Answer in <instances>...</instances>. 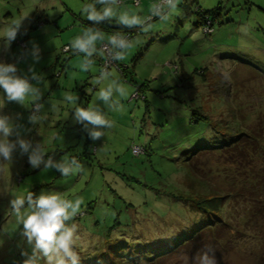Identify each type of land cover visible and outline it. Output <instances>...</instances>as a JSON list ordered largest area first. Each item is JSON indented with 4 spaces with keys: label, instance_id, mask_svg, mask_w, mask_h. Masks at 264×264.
I'll list each match as a JSON object with an SVG mask.
<instances>
[{
    "label": "rangeland",
    "instance_id": "374dc122",
    "mask_svg": "<svg viewBox=\"0 0 264 264\" xmlns=\"http://www.w3.org/2000/svg\"><path fill=\"white\" fill-rule=\"evenodd\" d=\"M123 1L117 15L128 9L142 17L151 14V0L139 7L134 0ZM93 2L0 0V62L16 64L21 76H30L34 67L43 80L31 83L40 88L44 105L33 126L31 99L25 105L8 102L0 90V115L21 125L25 139L42 143L45 160L75 157L83 165V171L63 177L43 165L32 168L19 151L12 162L0 164V264H23L22 252H31L10 200L53 192L83 199L69 222L76 226L79 264L103 259L109 243L174 244L184 237L186 243L159 264H194L206 246L216 264H264V0H179L167 22L157 18L148 31L135 28L133 46L119 61L129 67L127 77L115 67L110 71L126 87L119 111L98 99L108 81L94 83L101 69L97 55L85 72L79 67L83 54L63 51L91 26L82 8ZM219 4L214 31L205 34L196 7L210 10ZM12 25L20 30L6 47L5 29ZM110 37L105 34L97 48ZM34 46L39 63L30 54ZM136 92L139 98L133 97ZM89 105L99 106L114 122L95 141L73 119L75 107ZM239 137L250 142L245 152L223 150L226 140ZM133 145L146 152L135 156ZM194 201L204 212L193 208ZM206 212L219 224L215 232L201 230L208 223Z\"/></svg>",
    "mask_w": 264,
    "mask_h": 264
},
{
    "label": "clouds",
    "instance_id": "9594fccd",
    "mask_svg": "<svg viewBox=\"0 0 264 264\" xmlns=\"http://www.w3.org/2000/svg\"><path fill=\"white\" fill-rule=\"evenodd\" d=\"M121 0H94L86 3L82 8V14L92 26L86 27L81 35L76 36L71 42V49L77 55L83 54V60L79 67L82 71H89L94 67L96 55H107L109 62L122 61L128 49L133 43L126 36L113 34L101 48H97L98 42H103L105 34L95 25L110 21L114 17L116 22L125 28H137L142 31L151 29L152 19L158 18L161 22H167L170 15L176 11L179 0H155L151 5L150 15L142 17L131 9L121 11L118 15L116 9ZM96 4L103 7L97 9ZM20 27L12 25L5 29V46L10 47L17 38ZM31 56L36 63L40 60L38 46L31 50ZM19 70L14 63L0 62V90L6 94L8 102H16L25 105L27 99H31L33 107L29 116V123L35 126L39 120V113L44 105L40 103L42 93L37 84L43 77L29 68L31 75H19ZM108 81L106 87L98 90V99L109 110L119 111L122 104L119 98L127 95L126 87L120 81L112 78V73L105 67L101 70L94 83L97 85ZM114 97H118L114 99ZM72 101V96H66ZM73 112L74 122L83 126L89 137L95 141L105 136L106 132L113 128L114 122L107 118L99 106L89 105L87 108L78 106ZM21 125H15L11 118L0 115V164L12 162L13 155L19 151L21 155L28 156V163L32 168L44 166L45 170L55 169L63 177H67L83 171V165L77 158L63 157L56 161L52 157L45 160L46 152L42 143H33L25 139L21 132ZM103 129H107L104 131ZM15 137L14 140L10 139ZM34 193L26 197H13L10 200V211L15 216L16 222L22 225L21 237L26 241L31 252L24 251L23 264H79V256L74 251V239L76 235L75 224L70 221L79 213L82 198L75 200L65 199L61 193H42L34 198ZM194 264H216L215 254L210 247H205L193 258Z\"/></svg>",
    "mask_w": 264,
    "mask_h": 264
},
{
    "label": "trees",
    "instance_id": "16d2710c",
    "mask_svg": "<svg viewBox=\"0 0 264 264\" xmlns=\"http://www.w3.org/2000/svg\"><path fill=\"white\" fill-rule=\"evenodd\" d=\"M221 10H222L221 4H219L218 6L210 10H204L201 7L197 6L195 10V13L198 16L197 25L201 26L202 28L203 25H205L207 22H210L211 25L215 26V23H217L221 15ZM113 22H116V21L112 19L110 21H105L99 25H95V27L99 28L102 32H108V33H111L112 30H117L119 32H122V35L129 34V32L131 33V31H134V28H125L120 24H113ZM88 24L92 26L90 21L88 22ZM133 35L134 34H132V37ZM67 46L70 47L69 51H71L72 50L71 46L70 45H67ZM103 59H104V55H103ZM116 63H117V67L122 66V64H120L119 61H116ZM100 72H101V69H100ZM128 72H129V67H126V69L123 68V76L125 78L127 77ZM242 142H244L243 145H241ZM248 143H250L248 140L242 141L240 137L233 141L226 140V142L223 143L224 145L223 150L229 149L230 151H232V150H235L236 148H239L240 150L242 149L243 152H245L246 144ZM145 152H146V149L144 148L143 153ZM135 156H139V155H135ZM197 204L198 202L196 203L194 201L193 204L191 205H193V208L197 212H200V213L204 212L203 209L198 208ZM202 216L203 218H205L203 219V221L208 222V223H204L202 226L203 228L201 230H203V232H215L219 224L215 223L213 219L211 220L210 218L211 215L208 214L207 212L203 214ZM215 218L220 219V221H222L223 219L222 217H219L217 214H215ZM224 224L230 227L227 221H224ZM190 236L191 234L186 237H190ZM190 238H192V236ZM185 239L186 238L184 237L179 242H176V243L174 242V244L166 240L162 242H155V243H148V244L141 243L139 245H135V244L129 245L127 243H123V244L121 243L120 245H116V244L112 245L109 243L105 249V253H103L104 258L98 261H94L93 263H88V264H159V262L163 261L166 257H168V255L172 254L175 250H177L179 246H181L182 244H185L186 243ZM110 250L114 253H111Z\"/></svg>",
    "mask_w": 264,
    "mask_h": 264
},
{
    "label": "built area",
    "instance_id": "2783aa9c",
    "mask_svg": "<svg viewBox=\"0 0 264 264\" xmlns=\"http://www.w3.org/2000/svg\"><path fill=\"white\" fill-rule=\"evenodd\" d=\"M154 2H155V1H154ZM141 3H142V0H134V2H133V4H134L135 6H139ZM123 4H125V1L121 0L120 5H123ZM155 19H157V18L154 17L152 20H155ZM202 30H203V32H204L205 34H211V33L214 31V26L211 25L210 22H207L205 25L202 26ZM134 31H136L135 28H134ZM134 31H131V33L129 32V34H125L124 36H126L128 39L131 40V37H132V34H133ZM121 35H122V34H121ZM111 36H112V35H111ZM105 43H106V42H104L103 44H105ZM103 44L101 45V47L103 46ZM20 45H21V47L23 46V48L27 47V46H26V43H25L24 41H21V42H20ZM101 47H100V48H101ZM69 50H70V47H69V46H65V47L63 48V51H64V52H68ZM105 67H107L109 71H110L112 68L117 67V63H116V62H111V63L109 62L108 57H107L106 54L104 55V59H103V61H102V63H101V70H103ZM117 68H118L121 72L123 71V66H120V67H117ZM133 97H135V98H139V97H140V93H139V92H136V93L133 95ZM132 151H133V153H134L135 155H140V154H142V153L144 152V148H143L142 146H139V145H133V146H132Z\"/></svg>",
    "mask_w": 264,
    "mask_h": 264
},
{
    "label": "crops",
    "instance_id": "0c3cea01",
    "mask_svg": "<svg viewBox=\"0 0 264 264\" xmlns=\"http://www.w3.org/2000/svg\"><path fill=\"white\" fill-rule=\"evenodd\" d=\"M143 1H144V0H142V2H143ZM154 1H155V0H151L150 2L153 4ZM133 2H134V1H133ZM125 3H126V2H125ZM141 4H142V3H141ZM141 4H140V5H141ZM152 4H151V5H152ZM123 5H124V4H123ZM140 5H139V6H140ZM120 6H122V5H120ZM139 6H138V7H139ZM148 15H149V14H148ZM115 21H116V20H115ZM88 22H89L88 20L85 21L86 24H87ZM113 24H118V23H117V22H113ZM223 28H224V27H223ZM218 30H220V29H218ZM220 32H221V31H220ZM220 32H216V36H217V37L219 36ZM103 33H104V34H109V35H110V33H108V32H103ZM110 36H111V35H110ZM219 45H221V44H219ZM102 60H103V55H97V60H96V61H97V63L99 64V65H98V69H99V67H100V65H101Z\"/></svg>",
    "mask_w": 264,
    "mask_h": 264
}]
</instances>
